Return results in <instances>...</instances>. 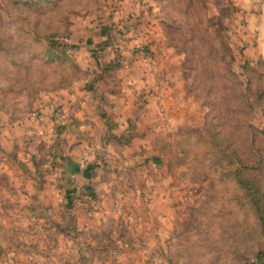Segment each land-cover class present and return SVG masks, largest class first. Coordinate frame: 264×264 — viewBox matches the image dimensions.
I'll return each mask as SVG.
<instances>
[{
	"label": "rangeland",
	"instance_id": "obj_1",
	"mask_svg": "<svg viewBox=\"0 0 264 264\" xmlns=\"http://www.w3.org/2000/svg\"><path fill=\"white\" fill-rule=\"evenodd\" d=\"M142 5L143 0H129L127 6L123 0L119 5L105 0L107 11L77 14L69 21L71 28L89 16L108 35L106 48H93L94 68H78L83 79L75 81L80 92L76 103L69 99L75 91L54 85L43 92L46 101L37 94L22 114L5 113L7 122L0 124V234L4 237L0 264H172L171 257L187 244L190 227L193 233L219 232L227 244L242 245L251 226L261 224L235 170L241 171L242 180L255 181L258 194L264 192V167L250 168L257 157L251 152L253 129L249 127L264 128V108L254 117L241 112L240 120H231L224 139L218 140L212 125L223 106L214 108L209 102L214 83L207 78L213 70L210 41L197 33L195 17L180 31L165 21L146 20ZM186 7L193 9V0H187ZM26 23V11L1 4L0 42L11 30L23 31ZM126 33L121 46L117 37ZM112 53L115 58L106 59ZM193 55L199 61V75L197 71L189 75L185 67ZM114 63L117 66L109 67ZM247 65L242 62L245 71ZM124 76L142 78L144 85L129 97L117 92L119 103L125 98L123 104L130 103L143 116L128 117L129 123L136 120L139 131L122 145L130 154V159H124L127 166L96 164L98 169L92 172L99 176V194L104 191L101 182L112 185L103 205L98 203L101 197L89 190L62 192L53 173L59 164L54 153L77 145L92 147L87 138L77 135L81 122L106 128L102 142L115 139L110 133L118 125H102L103 112L98 109L112 101L103 90L121 84ZM249 84L242 81L239 86ZM87 85L89 92L81 93ZM5 86L0 81V88ZM260 94L264 96V91ZM81 106L84 113L78 115ZM253 138V147L264 156V134ZM211 257L209 264L215 253ZM260 257L264 264V255Z\"/></svg>",
	"mask_w": 264,
	"mask_h": 264
},
{
	"label": "clouds",
	"instance_id": "obj_2",
	"mask_svg": "<svg viewBox=\"0 0 264 264\" xmlns=\"http://www.w3.org/2000/svg\"><path fill=\"white\" fill-rule=\"evenodd\" d=\"M120 3L121 0H114V4ZM128 3L129 0H123L125 6ZM193 3L194 8L189 9L186 7L187 0H143L141 7L146 20H153L154 23L165 21L180 31H184L195 17L197 33L210 41L213 70L207 78L214 83L209 88V102L214 108L223 106L212 125L217 139L222 141L229 122L239 121L241 112L254 117L264 108V96L260 94L264 91V0H193ZM26 5L31 7L26 9L27 23L24 30L7 32L5 40L0 42V81L6 82V86L0 88V117L3 118L0 124L7 122L5 113L9 116L13 112L22 114L30 98H36L37 94L42 101H46L48 97L43 92L51 90L54 85L75 91L69 99L73 104L76 103L80 92L75 81L83 79L78 68L94 67V61L87 52L77 51L74 46L79 45L81 35L84 36L82 48L95 47V43L87 45L90 35L96 43L99 40L94 32H85L82 28L77 32L70 28L69 21L74 20L77 14L100 15L102 11H107L105 0H20L21 8ZM148 9H151V15H148ZM121 16L127 20L126 12H122ZM131 22L135 23V17ZM83 24L90 29L95 28L88 21H83ZM127 35L124 38L117 37L121 46ZM191 43L189 39L187 45L190 47ZM238 50H242V54ZM233 52L237 53L235 62L232 60ZM114 58V53L106 57L108 60ZM245 60L248 61L247 71L242 67ZM185 67L189 75L193 71L200 74L199 61L195 55L189 58ZM22 68L27 71H22ZM242 81L245 84L250 82L249 87L241 88L239 85ZM116 111L118 115L112 122L118 127L110 133L115 139L102 142L101 136H105L108 130L99 125L93 128L81 122L76 129L77 135H83L92 144L91 148L85 146L77 150L79 155L86 157V163L83 158L73 156V160L80 165V175H83L88 164H99L103 168L102 161H106L111 168L117 167V162L123 167L127 166L124 159H130V154L122 145L139 131V125L135 119L129 123L128 117L133 111L131 107L121 105ZM109 115H112V110H109ZM250 122L255 123V120ZM40 135L43 136V132ZM49 136H52L50 131ZM69 155L72 154L65 150L63 156ZM20 159L25 157L21 156ZM61 162L66 169H71L69 161L62 159ZM97 180L99 176L91 183L95 185ZM100 187L104 189L101 195H110L112 185L101 182ZM97 191L99 193V188ZM245 228L248 226L245 225ZM246 236L242 245L227 244L219 232L193 233L190 227L187 244L171 257L172 264H209L212 253H215L213 264H221V261L225 264H262L259 253L264 250V224L251 226ZM3 239L0 234V242ZM253 249L255 254H252Z\"/></svg>",
	"mask_w": 264,
	"mask_h": 264
},
{
	"label": "crops",
	"instance_id": "obj_3",
	"mask_svg": "<svg viewBox=\"0 0 264 264\" xmlns=\"http://www.w3.org/2000/svg\"><path fill=\"white\" fill-rule=\"evenodd\" d=\"M83 21H88L89 24H93L95 25V23L91 20V17L87 16L85 18H81V20H78V21H75L72 25V29H75L78 27L79 30H81V28L83 29V31L85 32H94L95 36H96V39L99 40V43H96L92 36H88V39H87V45L88 46H91L95 43V47L97 48H106L108 46V43H107V39H103L104 37H107V32H106V29L105 28H99V27H96L95 25V28H88L87 25L83 24ZM79 22V24L77 23ZM72 34H75V33H72ZM79 47H80V51L83 53V52H87L90 56L93 54V47H88V48H82L81 46L84 44V36L81 35L79 37ZM241 52L242 54V50H238ZM237 54V53H236ZM83 55H82V59H83ZM247 61V60H245ZM248 62V61H247ZM87 67H90V66H87ZM94 68V67H93ZM131 85L130 86H127L126 84ZM143 80L142 78H138V77H135V78H132V76H128V77H123L121 79V84H118V83H115L114 85H110V88H107L106 89V92H104L103 90V93L109 95V97L112 99V101L110 103H107V102H104L102 104L99 105V109L100 111H102L103 113V119L102 121L100 120L101 124L106 126L107 128L108 127H112L113 126V118L117 117L118 113H117V109L119 106H123L125 108H128L131 104L127 103L126 104H123L125 98H121L120 102L118 101V93L119 91H122L121 94H123V91L125 92L126 94V97H129L130 95L132 96L133 95V91L135 89H137L138 87H143ZM89 85L85 86L83 88V91L81 93H88L89 92ZM102 94V92L100 91V95ZM104 95V94H103ZM114 99V100H113ZM146 106V105H145ZM83 106H81L79 109H78V112L77 114L78 115H81V113H84V108H82ZM107 109V110H106ZM135 109H138L137 108V105L135 107ZM145 108H141L140 111H143ZM48 110V108H46V111ZM109 110H112V119L110 120H107V116L109 115ZM141 113V112H139ZM139 113H136L135 110L132 111V115L134 118H139V120L141 118H143L142 115H140ZM140 115V116H138ZM53 120L54 122H59V120L57 118H55V116H53ZM78 147L75 148V149H71L70 151H67L68 153H71L72 155H69V156H63V153L64 152H56L54 153V157L56 159V163L58 164V167H55V171H53L54 175L56 177H59L56 179V184L59 185V190H61L62 192L64 193H67V192H85V191H88L93 193V195L98 198L97 195H99V197H101V200L100 202H98L99 204L103 205L105 202H106V195H101L98 193L97 191V188L99 187L97 185V183L94 185L93 183H91L94 179H96L97 177V173H93L92 171L93 170H97L98 168L96 167V164H88L91 168H89V166L87 167V169L83 172V175H80V165L79 163H76L74 160H73V156H77V158H84L82 157V155H79L78 154V151L80 148L79 145H77ZM67 160L69 161L71 164H72V167L71 169H66L64 167V164L61 162V160ZM56 164V165H57ZM69 171L71 172V175H69ZM52 173V174H53ZM51 186H55V184H52ZM52 189V187H51ZM54 189V188H53ZM52 189V190H53ZM76 190V191H75ZM67 198V201H70V197L69 195L66 196ZM96 214H100V211H96L95 212Z\"/></svg>",
	"mask_w": 264,
	"mask_h": 264
},
{
	"label": "trees",
	"instance_id": "obj_4",
	"mask_svg": "<svg viewBox=\"0 0 264 264\" xmlns=\"http://www.w3.org/2000/svg\"><path fill=\"white\" fill-rule=\"evenodd\" d=\"M2 5H6V6H13L15 7V9L17 8L18 11H26L27 8H30L31 5H26L25 8H21L20 7V0H1L0 1V6ZM55 46V45H54ZM76 48V50H79L78 45L74 46ZM117 66V63L111 64L109 67H115ZM250 129H253V131L251 132L252 134V138L250 140V148H251V152L253 153L254 156H256V163L254 162L253 165H250V168H256V166H258V168H263L264 167V156L263 154H259V151L256 150L254 146V138L253 136H255V134H264V128L262 129H255L252 125L249 126ZM259 149V148H258ZM263 151V150H262ZM235 173L237 175L238 181L242 184V186L245 188L246 192L249 195V198L251 200V204L254 208L256 217L260 220L261 224H264V208L262 205V196H264V192H262L261 194L257 193V189H255V181H251L248 179V181H244L242 180V175H241V171L237 168L235 170ZM253 179V178H252ZM254 185V186H253ZM259 255H264V250H261Z\"/></svg>",
	"mask_w": 264,
	"mask_h": 264
}]
</instances>
